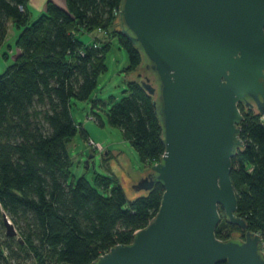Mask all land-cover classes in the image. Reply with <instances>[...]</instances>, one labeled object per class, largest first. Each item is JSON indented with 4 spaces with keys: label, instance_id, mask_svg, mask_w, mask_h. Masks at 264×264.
<instances>
[{
    "label": "trees",
    "instance_id": "16d2710c",
    "mask_svg": "<svg viewBox=\"0 0 264 264\" xmlns=\"http://www.w3.org/2000/svg\"><path fill=\"white\" fill-rule=\"evenodd\" d=\"M120 8L121 0H66V9L48 1L33 19L29 0H0V52L9 25L20 30L18 54L0 74V235L6 215L23 240L7 237L0 243V264H19L20 259L91 264L112 247L131 244L158 212L164 192L160 183L129 199L113 175H96L93 183L85 177L69 181L68 145L78 131L88 140L72 117L71 100L91 98L107 71L111 38L128 54L126 71L142 67L141 51L116 29ZM2 56L8 59L9 53ZM124 92L119 101L108 100V122L122 131L143 164L159 162L165 147L154 97L134 80ZM100 104L93 101V107ZM238 108L244 120L243 147L232 159L236 216L264 244V121L245 104ZM224 218V226L244 238V231ZM221 230L215 231L218 239L234 240Z\"/></svg>",
    "mask_w": 264,
    "mask_h": 264
},
{
    "label": "water",
    "instance_id": "95a60500",
    "mask_svg": "<svg viewBox=\"0 0 264 264\" xmlns=\"http://www.w3.org/2000/svg\"><path fill=\"white\" fill-rule=\"evenodd\" d=\"M119 22L143 55L140 85L154 97L165 147L129 186L164 192L131 244L91 264H264L262 237L236 216L231 181L243 147L238 105L264 117V0H121ZM220 209L244 239L216 237ZM3 223L17 237L6 215Z\"/></svg>",
    "mask_w": 264,
    "mask_h": 264
},
{
    "label": "rangeland",
    "instance_id": "374dc122",
    "mask_svg": "<svg viewBox=\"0 0 264 264\" xmlns=\"http://www.w3.org/2000/svg\"><path fill=\"white\" fill-rule=\"evenodd\" d=\"M31 10L33 12V19L41 14L37 13V11L35 12L36 9ZM116 23V29L121 30L118 20ZM19 33L20 30L17 27L12 24L9 25L8 35L0 52V74L14 62L18 54L15 48V40ZM94 35L97 36L98 33L95 32ZM88 38L82 37L85 41ZM8 46L11 47V50H8ZM3 52L9 53L8 59L2 56ZM128 65L129 59L126 50L120 46L117 38H111V47L106 54L107 71L98 78L97 88L91 98L84 102L71 100L72 117L76 124L81 125L88 140H84L82 134L78 131L72 142L68 145V153L72 161L69 181L74 182L80 177H85L93 183L96 175H113L121 183L126 196L129 199H134L137 196L145 194V192L133 191L129 185L157 162L149 165L143 164L138 153L124 138L122 131L119 128L111 126L107 119V113L111 107V104L108 102L110 97L115 98V101H119L127 95L124 91L127 88L128 82L133 80L140 82L141 74L137 72V69L132 72L126 71ZM93 101L101 103L99 108L93 107ZM102 103L106 104L103 105ZM91 142L95 145H100V148H94ZM104 158H107L105 162ZM87 163L89 164L87 165ZM222 212L220 210L221 222L219 223V226L222 228V235L227 238L235 236L237 239H244L238 230L224 226L225 218L224 212ZM5 234L6 229L3 227L0 243L4 242L7 238ZM19 238L21 236L18 232L17 237L13 239L17 241ZM12 264H15V262L13 261ZM19 264L36 263L30 259H20Z\"/></svg>",
    "mask_w": 264,
    "mask_h": 264
},
{
    "label": "crops",
    "instance_id": "0c3cea01",
    "mask_svg": "<svg viewBox=\"0 0 264 264\" xmlns=\"http://www.w3.org/2000/svg\"><path fill=\"white\" fill-rule=\"evenodd\" d=\"M48 1H52L57 6L66 9V0H29V5L31 9H36L35 12L42 13Z\"/></svg>",
    "mask_w": 264,
    "mask_h": 264
},
{
    "label": "built area",
    "instance_id": "2783aa9c",
    "mask_svg": "<svg viewBox=\"0 0 264 264\" xmlns=\"http://www.w3.org/2000/svg\"><path fill=\"white\" fill-rule=\"evenodd\" d=\"M262 120L264 121V117H262ZM91 145L94 146V148H97V149L100 148V145H95V144L92 143V142H91ZM100 152H101V150H100Z\"/></svg>",
    "mask_w": 264,
    "mask_h": 264
},
{
    "label": "flooded vegetation",
    "instance_id": "af4514ba",
    "mask_svg": "<svg viewBox=\"0 0 264 264\" xmlns=\"http://www.w3.org/2000/svg\"><path fill=\"white\" fill-rule=\"evenodd\" d=\"M234 239H236V240H241V239H237V238H234Z\"/></svg>",
    "mask_w": 264,
    "mask_h": 264
}]
</instances>
